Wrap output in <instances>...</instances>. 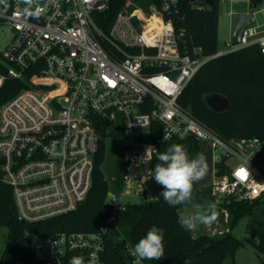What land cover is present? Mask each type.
Returning a JSON list of instances; mask_svg holds the SVG:
<instances>
[{"label": "built area", "instance_id": "built-area-1", "mask_svg": "<svg viewBox=\"0 0 264 264\" xmlns=\"http://www.w3.org/2000/svg\"><path fill=\"white\" fill-rule=\"evenodd\" d=\"M43 2L47 8L39 17L26 15L25 5L17 0L0 2V31L12 34L0 50V89L8 80L25 84L0 105V169L12 188L20 221L46 222L76 211L86 201L100 133L114 135L110 129L116 127L118 116L125 151L122 196L155 200L146 182L158 145L142 138L156 124L162 128L159 142L194 139L210 149V196L217 207L225 210L233 202L264 197V164L247 151L261 147L264 152V143L258 138L225 140L179 102L212 58L203 56L185 30L176 27L173 14L179 13V0H162L161 8L151 5L148 10L134 8L129 0L109 34L95 21L108 0ZM252 43H259L264 55V36L253 26L245 30L239 46L231 41L228 50L213 57ZM92 111L103 124L93 122ZM150 146L155 150L148 151ZM120 199L108 203L121 204ZM114 222L112 217L109 224ZM111 231L108 225L95 233L44 235L29 227L24 246L36 261L69 264L73 256H82L87 264L95 254L96 264H107L104 255ZM132 248L127 244L134 263Z\"/></svg>", "mask_w": 264, "mask_h": 264}, {"label": "trees", "instance_id": "trees-1", "mask_svg": "<svg viewBox=\"0 0 264 264\" xmlns=\"http://www.w3.org/2000/svg\"><path fill=\"white\" fill-rule=\"evenodd\" d=\"M129 0H108V7L95 14L100 29L109 34L118 14ZM161 8L162 0H132ZM179 0V13L173 14L177 28H183L194 47H199L205 57H212L202 65L198 73L187 85L179 99L180 104L189 109L201 123L218 132L225 140L258 138L264 143V55L259 43L249 44L237 51L220 57L218 34L221 0ZM263 0H250L252 8L257 9ZM25 84L19 80H8L0 89V105L15 96ZM222 94L230 99L231 108L223 114H216L208 107L205 98L210 94ZM99 144L95 158L92 188L86 201L74 212L36 225H29L18 219L12 188L3 181L0 169V228L8 229V241L2 253L0 264H54L36 261L24 246V232L29 227L40 230L44 235L58 232L95 233L104 226L112 229L107 236L104 260L107 264H134L127 252V244L134 248L147 231L156 226L163 229L164 256L160 260H149L147 264H224L226 259L234 258L237 251L250 240H240L230 231L216 238L209 235L193 237L179 223V214L192 204L213 203L211 186L199 192L190 204L172 207L160 193L163 187L155 182L154 167L159 163L157 157L173 144H180L188 150L197 151L200 142L194 139L159 142L162 128L153 125L149 134L142 139L158 145V154L150 163L151 177L146 185L155 198L153 202L109 204V184L103 172L105 161V138ZM2 160L0 158V167ZM221 175V173L219 174ZM261 198L253 202H233L225 210L233 216L231 226L252 213ZM114 217L115 222L109 224ZM120 226L129 227L128 237L120 241ZM259 251H264V234L258 243H252Z\"/></svg>", "mask_w": 264, "mask_h": 264}, {"label": "clouds", "instance_id": "clouds-1", "mask_svg": "<svg viewBox=\"0 0 264 264\" xmlns=\"http://www.w3.org/2000/svg\"><path fill=\"white\" fill-rule=\"evenodd\" d=\"M17 4L25 5L23 12L32 17H39L47 8V3L43 0H17ZM154 150L151 146L148 149ZM157 159L159 163L154 167V179L164 189L160 193L164 201L172 207L190 204L193 200L194 184L202 180L207 173L205 156L200 154L190 159L182 145L173 144L167 151L160 153ZM218 215L215 203L196 205L191 214L187 216L179 214V223L185 230L195 232L201 225H212L218 219ZM163 241V229L152 226L131 249V255L137 258V264L143 260H160L164 256ZM96 261L97 256L92 254L87 264H96ZM69 264H85V259L82 256H73Z\"/></svg>", "mask_w": 264, "mask_h": 264}, {"label": "rangeland", "instance_id": "rangeland-1", "mask_svg": "<svg viewBox=\"0 0 264 264\" xmlns=\"http://www.w3.org/2000/svg\"><path fill=\"white\" fill-rule=\"evenodd\" d=\"M151 5L145 3H135L133 4L134 8H142L148 10ZM220 18H219V34H218V49L228 50L227 43L232 41L234 34V29L236 25L237 18L240 14L244 13H253L256 17V23L253 25L258 32L263 31L264 34V0L263 3L257 8L254 9L250 5V0H221L220 7ZM12 40V34L3 29L0 31V50H3ZM253 39H250L252 41ZM121 118L117 117L116 127H111L110 132L115 131L114 135H108L105 138V161L103 163L102 169L105 174V177L109 184L108 192V201L112 200L114 197H121L124 190V156L125 151L123 149L122 142V130L120 128ZM110 134V133H109ZM100 137L103 139V133H100ZM260 152H256L257 149L249 150V152H254V157L257 160H262V154H264L261 147H259ZM187 155L190 159L196 158L198 155L203 154L206 158L208 165L207 173L205 177L196 182L193 188V195L196 198L197 194L203 189L207 188L210 183L214 180V166L212 161V153L210 149L203 143L199 144L197 151L188 150L184 147ZM144 199L140 195H124L121 198V204L126 203H141ZM193 205V204H192ZM129 227L120 226V233L124 238L128 237ZM121 236V237H122ZM120 235H117L116 238H119ZM8 241V229L3 227L0 228V259L2 253L4 252ZM149 260H143L140 264H147ZM137 264V261L134 262Z\"/></svg>", "mask_w": 264, "mask_h": 264}, {"label": "crops", "instance_id": "crops-1", "mask_svg": "<svg viewBox=\"0 0 264 264\" xmlns=\"http://www.w3.org/2000/svg\"><path fill=\"white\" fill-rule=\"evenodd\" d=\"M262 32L263 31L259 32V36H264ZM249 150H251V148L248 147L247 151ZM257 152L261 153L260 150H256L255 153ZM251 153L255 155L253 151ZM262 157V160L260 159L259 161L264 164V156ZM212 182L209 186H211ZM122 197L123 196L121 195L120 198ZM195 206L196 204L185 207L184 215L187 216L191 214L194 211ZM217 211L219 213L218 219L210 226H199L197 231L192 232L193 237L206 234L219 238L225 233L231 231L238 239L250 241L237 251L234 258L226 259L224 264H264V251L259 252L252 244L258 243L259 236L264 234V197L261 198L259 204L254 208L250 215L240 219L233 227L231 226L233 216L228 211L222 210L219 207H217Z\"/></svg>", "mask_w": 264, "mask_h": 264}, {"label": "water", "instance_id": "water-1", "mask_svg": "<svg viewBox=\"0 0 264 264\" xmlns=\"http://www.w3.org/2000/svg\"><path fill=\"white\" fill-rule=\"evenodd\" d=\"M208 5H211V0H206ZM256 23V17L252 13L240 14L237 18L234 34L232 37L233 47L241 44V40L245 30ZM205 102L212 112L216 114H223L231 108V101L222 94H210L205 98ZM92 120L95 124H103V120L93 111L91 112ZM264 149V144H263ZM139 176H137L138 178Z\"/></svg>", "mask_w": 264, "mask_h": 264}]
</instances>
